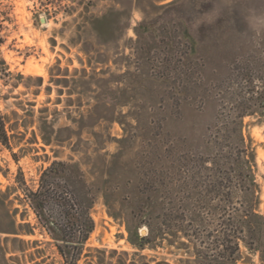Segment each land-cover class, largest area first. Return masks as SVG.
<instances>
[{"label":"rangeland","instance_id":"1","mask_svg":"<svg viewBox=\"0 0 264 264\" xmlns=\"http://www.w3.org/2000/svg\"><path fill=\"white\" fill-rule=\"evenodd\" d=\"M140 21L153 24L152 32L139 36ZM185 28L199 39L193 56L182 38ZM247 60H264V0H0V111L9 134L8 145L0 142V236L10 239L8 257H18L10 263L62 264L26 189L37 188L54 160H67L102 187L78 264H90L89 248L95 260L94 248L130 253L123 258L108 251V264H193L181 245L188 241L183 232L175 242L164 239L134 255L123 207L113 199L108 205L103 193L107 186L122 195L144 190L141 180L159 165L173 186L188 176L168 169L177 157L185 169L197 155L213 154L224 86ZM166 63L194 68L176 74ZM107 88L117 91L115 102ZM244 133L256 146L264 211V118L246 117ZM211 206L199 209L204 234L218 223ZM187 210L175 211L173 222L190 221ZM20 223L32 232L12 233ZM140 231L146 234L147 226ZM242 251L240 264H261L258 253L243 244Z\"/></svg>","mask_w":264,"mask_h":264},{"label":"trees","instance_id":"2","mask_svg":"<svg viewBox=\"0 0 264 264\" xmlns=\"http://www.w3.org/2000/svg\"><path fill=\"white\" fill-rule=\"evenodd\" d=\"M152 26L140 21L136 32L142 36L152 32ZM182 38L188 45V55H195L199 39L188 28L182 31ZM242 63L236 80L224 86L214 137L215 152L197 155L199 158H195L194 167L190 165L184 169L182 157H177L176 163L168 167L176 175L188 172L187 178L180 176L183 181L179 177L180 180L170 186L165 166L159 165L153 175L141 180L147 185L144 190L122 195L105 187L106 203L110 205L113 199L123 207L129 239L138 249L134 255H139V251L147 247L155 248L164 239L175 242L172 237H178V233L183 232L188 241H181V245L191 253L193 258L189 260H193V264H240L244 258L242 244L258 253L261 264H264V211L260 210L261 192L255 174L256 146L253 139L247 138L244 133L246 117L264 118V60L257 65H253L252 60ZM164 68L176 74L185 69L187 74L194 65L166 63ZM188 84L193 82L188 80ZM174 88L178 94L184 93L180 85L176 84ZM105 92L115 102L112 96L117 95V91L107 88ZM0 142L9 144L7 120L1 111ZM198 171L202 173L199 180L196 177ZM101 190L98 182L88 180L78 162L67 160H54L41 172L37 188L26 189L30 206L42 228L54 240L62 264H78L84 255L85 244L95 228L90 210ZM191 204L195 207L191 208ZM203 204L207 208L213 205L219 211L213 233L204 234L200 227L203 220L199 209ZM186 207L190 221L180 218L173 222L174 212ZM143 226L148 228L146 234L140 231ZM21 232L32 230L24 229L20 223L16 231H12L16 234ZM9 240L6 237L4 243L0 236V264L18 261L14 255L8 257V253L12 252ZM13 240L26 242L17 237ZM94 250L100 253L97 260L91 253L92 249L85 253L91 257L90 264H108L104 256L108 251L112 255L120 253L123 258L130 255L126 250ZM117 264L128 263L119 261ZM130 264L151 263L133 261Z\"/></svg>","mask_w":264,"mask_h":264},{"label":"water","instance_id":"3","mask_svg":"<svg viewBox=\"0 0 264 264\" xmlns=\"http://www.w3.org/2000/svg\"><path fill=\"white\" fill-rule=\"evenodd\" d=\"M41 20L44 22V21H46V19L44 18V17H41Z\"/></svg>","mask_w":264,"mask_h":264}]
</instances>
